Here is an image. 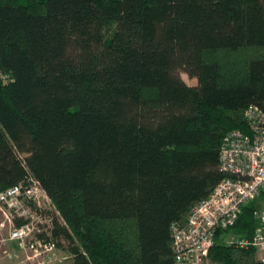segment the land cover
Wrapping results in <instances>:
<instances>
[{
  "label": "trees",
  "instance_id": "obj_1",
  "mask_svg": "<svg viewBox=\"0 0 264 264\" xmlns=\"http://www.w3.org/2000/svg\"><path fill=\"white\" fill-rule=\"evenodd\" d=\"M250 106L264 0H0V193L39 182L73 264H176L171 225L225 178ZM255 206L205 264H261L224 243L252 236Z\"/></svg>",
  "mask_w": 264,
  "mask_h": 264
},
{
  "label": "built area",
  "instance_id": "obj_2",
  "mask_svg": "<svg viewBox=\"0 0 264 264\" xmlns=\"http://www.w3.org/2000/svg\"><path fill=\"white\" fill-rule=\"evenodd\" d=\"M7 82V77H1ZM243 119L249 133L232 131L223 138L219 166L225 178L210 196L194 207L184 225H171L172 251L176 264H203L215 244L216 234L230 229L242 209L254 203L255 228L249 238H236L229 245L253 248L264 264V113L248 107ZM52 211L41 207L40 198ZM263 203L256 204L258 200ZM0 214L8 224V242L17 253L6 255V264H61L56 256L58 239L54 236V217L65 226L39 182L30 179L0 193ZM4 225L0 224V233ZM228 245V244H227ZM24 256L25 261H22Z\"/></svg>",
  "mask_w": 264,
  "mask_h": 264
},
{
  "label": "rangeland",
  "instance_id": "obj_3",
  "mask_svg": "<svg viewBox=\"0 0 264 264\" xmlns=\"http://www.w3.org/2000/svg\"><path fill=\"white\" fill-rule=\"evenodd\" d=\"M182 80L186 83V85L190 86V87H196L197 86V81L196 79H190L188 78L184 73L180 74ZM39 202L41 203V207L43 209H45L46 212H50V214H52L54 211H52L51 206L49 204V202L46 200V198L41 197ZM258 203H263L262 200H258L256 201ZM256 203V204H258ZM54 222L55 224H58L60 226V221L58 218L54 217ZM0 224L4 225V229L2 230V232L0 233V256H6L8 255L7 253H9L10 249L7 246L8 242L7 238H8V224L5 221V218L0 214ZM237 236L233 233H229L227 235H225L224 237V243L225 244H230V242H234V240H236ZM58 239V244H57V250H56V256L58 260H62L61 264H73V257L71 255V246L69 245L68 240H66L64 238L63 235H59V237H57ZM12 243V242H11ZM11 255V254H10ZM22 261H25L24 256L22 257V259H20ZM206 263V260L203 264Z\"/></svg>",
  "mask_w": 264,
  "mask_h": 264
},
{
  "label": "crops",
  "instance_id": "obj_4",
  "mask_svg": "<svg viewBox=\"0 0 264 264\" xmlns=\"http://www.w3.org/2000/svg\"><path fill=\"white\" fill-rule=\"evenodd\" d=\"M258 204H260V203H258ZM7 246L10 249L9 254L17 253V247H16V245L14 243H11L10 242V243H8ZM5 259H7L6 256L5 257L4 256H0V264H6V263H8Z\"/></svg>",
  "mask_w": 264,
  "mask_h": 264
}]
</instances>
